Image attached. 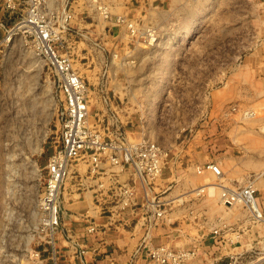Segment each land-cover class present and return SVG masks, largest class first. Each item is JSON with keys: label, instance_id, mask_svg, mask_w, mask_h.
<instances>
[{"label": "rangeland", "instance_id": "1", "mask_svg": "<svg viewBox=\"0 0 264 264\" xmlns=\"http://www.w3.org/2000/svg\"><path fill=\"white\" fill-rule=\"evenodd\" d=\"M188 3L171 21L163 23L147 10V15L136 21L156 28V45H132L126 35L122 36L119 46L131 51L125 52L123 62L118 57L112 63L110 39L116 29L92 9L101 6L111 15L135 20L128 10L136 6L134 0H98L77 6L66 51L91 89L102 83L103 94L113 109L121 111L119 120L129 135L142 134L162 144L169 151L168 162H174L173 152L181 162H190L178 174L164 170L167 198H182L183 203H173L166 221L170 223L159 231L161 242L193 248L209 228L229 226L233 233L242 235V250L247 249L238 264H264L262 181L256 180L263 212L259 222H253L239 204L223 206L217 189H205L199 195L194 191L218 182L209 173L195 174L194 166L207 162L218 165L225 186L243 185L251 175L264 172V0ZM0 21L7 28L13 22L1 8ZM193 25L189 38L183 40ZM121 31L124 34L123 27ZM3 36L0 28V41ZM114 66H119L118 70ZM59 105L58 91L46 67L29 44L12 38L0 55V264H31L36 252L52 264L53 251L56 263L61 261L55 245L60 228L53 234L52 247L49 232L42 230L43 214L38 204L48 159L59 142ZM78 195L83 194L74 188L61 190L62 206L69 210L61 216L71 217L75 223L71 232L82 242L89 238L87 244L97 255L92 264H109L106 253L113 264H126V254L132 249H116L109 243L139 239L131 216L123 215V224H116L117 229L103 235L101 229L94 237H87L79 214L84 213L85 205H91V197L85 191L80 201ZM96 222L105 220L98 218ZM65 250L69 251L68 247Z\"/></svg>", "mask_w": 264, "mask_h": 264}, {"label": "built area", "instance_id": "2", "mask_svg": "<svg viewBox=\"0 0 264 264\" xmlns=\"http://www.w3.org/2000/svg\"><path fill=\"white\" fill-rule=\"evenodd\" d=\"M97 1L0 0V8L13 20L8 28L0 21L4 32L0 55H4L12 38L29 44L52 76L60 98L56 110L59 142L48 159L38 201L43 214L42 230L49 232L53 247V234L61 228V214L69 212L62 206L61 190L65 191L66 187L67 192L74 188L75 192L83 194L80 198L78 195L80 201H83L85 191L90 193L91 205L79 214L85 223L83 230L87 237H94L101 229L102 235L112 228L117 229L116 224H123L120 223L123 215L131 216L133 231L138 229L140 237L126 264H238L247 249L242 250V235L233 233L229 226L209 228L199 236L198 246L193 248H177L168 241L156 242L162 236L161 227L170 223L166 221L173 203L177 201V206L183 203L182 198L169 200L166 196L169 187L165 186L163 174L169 166V151L142 134L138 137L129 135L119 120L118 111L103 94L102 83L97 82L91 89L66 51L70 24L76 19L75 6H88ZM94 8L92 11L117 29L110 39L111 63L118 57L121 62L125 59L119 54L122 36L126 35L132 45H156L158 35L154 26H142L126 16L111 15L101 6ZM194 171L197 175L209 173L218 181L216 183L221 187L219 202L223 206L239 204L253 222L263 221L256 180L260 179L264 184V172L251 175L243 185L225 186L220 181L222 172L215 163L196 165ZM194 191L199 195L205 189ZM98 218L105 222L98 224ZM71 231L74 230H66L65 240L72 256L87 264L85 259L89 254L94 261L95 250ZM102 253L105 254V250ZM52 257V264H57L54 251ZM104 258L113 264V258L107 253ZM31 264H47V261L36 252L32 254Z\"/></svg>", "mask_w": 264, "mask_h": 264}, {"label": "crops", "instance_id": "3", "mask_svg": "<svg viewBox=\"0 0 264 264\" xmlns=\"http://www.w3.org/2000/svg\"><path fill=\"white\" fill-rule=\"evenodd\" d=\"M188 1H193V0H134V3L136 4V6L130 8L128 10L133 12L132 17H134L135 20L136 19L139 20L140 18L145 17L147 15V13H146L147 10L148 11L152 10V12L156 13L159 16V21L163 23L166 21H171L174 18L173 16H175L173 14L176 13L177 10H181L183 7L188 6V4H189ZM77 6L82 7L84 5H77ZM77 6H75V8H77ZM137 12H139V15H137ZM77 14H76V16H77ZM137 17H139V18H137ZM116 31H117V29H116ZM122 41H123V39H122ZM127 48H128V50H127ZM129 48L130 47H126V48L123 47L121 50H119L120 56L121 57L125 56V54H126L125 52L129 53L131 51ZM134 48H136V47H134ZM120 66H122V64ZM118 67H117V70H118ZM120 114H122L121 111L118 112L119 119L121 120ZM126 118H128V117H126ZM173 153H174V155H173L172 159L174 160V162H169V166L167 167V170H169V171L172 170V171H174L175 174H178L183 169L182 167L184 165H186V166L189 165L190 162H181L180 156H178L179 158L177 157V155H178L177 152H173ZM195 163H202V162H194V164ZM203 163H205V162H203ZM239 168L241 171L245 172L244 169H242L241 167H239ZM86 207H88V206L85 205L83 207V211L85 210ZM63 214H67V213L65 212ZM66 216L69 217L68 220H66ZM64 220H66V221H64ZM71 221H72V219L69 215H62L60 233L55 236V245H56V247H58L59 251H57V252L59 253V257L61 258V261L58 259L59 264L60 263L61 264L62 263L63 264H83V262H81L78 258L73 257L68 250H65L67 247V243L65 240L66 230H70L71 228H73V225H75V223L72 224ZM80 224H82V223H80ZM112 236H115V233H113ZM79 240L82 242V238H79ZM131 240H132L131 242H130V240H128L127 243L124 244L123 240L116 239V240L110 242L109 244L114 243L116 249H117V247H119V248H123V250H124V247H125V248H127V250H130V249H132L130 246L136 244L135 242H137L138 239L135 242H134V239H131ZM87 241H89V238H87L86 243H85L87 245V247H89V245L87 244ZM158 241H161V238H159ZM133 242H134V244H132ZM105 245L107 246V244H104L103 248H106ZM98 246H99V244H98ZM109 247L111 249H115L114 246H109ZM130 252H131V250H130ZM130 252L126 254L127 260L129 258ZM94 261H91L90 257H89V259L88 258L85 259V262L87 264H88V262L90 264H92Z\"/></svg>", "mask_w": 264, "mask_h": 264}, {"label": "bare ground", "instance_id": "4", "mask_svg": "<svg viewBox=\"0 0 264 264\" xmlns=\"http://www.w3.org/2000/svg\"><path fill=\"white\" fill-rule=\"evenodd\" d=\"M194 29V25L190 27L189 31L184 35L182 36L181 38L184 40V39H188V35L193 31ZM204 189H207V190H210V191H213L215 189L217 190H220V185L218 184H207L203 187ZM199 191H202V190H199ZM88 197V196H87Z\"/></svg>", "mask_w": 264, "mask_h": 264}]
</instances>
